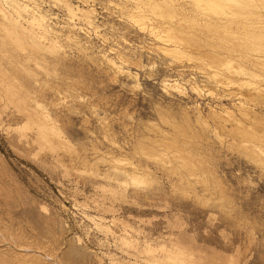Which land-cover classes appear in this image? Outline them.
<instances>
[{
    "label": "rangeland",
    "instance_id": "1",
    "mask_svg": "<svg viewBox=\"0 0 264 264\" xmlns=\"http://www.w3.org/2000/svg\"><path fill=\"white\" fill-rule=\"evenodd\" d=\"M134 2L0 0V264H264V1Z\"/></svg>",
    "mask_w": 264,
    "mask_h": 264
},
{
    "label": "bare ground",
    "instance_id": "2",
    "mask_svg": "<svg viewBox=\"0 0 264 264\" xmlns=\"http://www.w3.org/2000/svg\"><path fill=\"white\" fill-rule=\"evenodd\" d=\"M135 0H133V3H136V2H134ZM139 1V0H138ZM146 1V0H145ZM151 1H153V0H151ZM194 1V0H193ZM239 1H242V0H195V2L196 3H203L204 2V4L205 5H207L208 7H210V9H215V8H220V9H223V5L224 4H228V5H231L232 3H234V4H239L240 2ZM249 2V3H253L255 0H245V2ZM264 1V0H263ZM28 2V1H27ZM33 3V1L31 2V4ZM138 3V2H137ZM136 3V4H137ZM142 3V2H141ZM151 3V2H150ZM27 4H29V2L27 3ZM163 4V3H162ZM16 5H17V7H18V9H19V11H23L25 14L27 13V19L29 20V22H30V24L37 30V31H35V32H37L36 33V35L40 38L39 40H41V38L43 39V37L45 36V35H47V34H49V32H50V30H51V28H49V25H48V20L49 19H47V16L45 15V14H43L42 12H40V11H36L35 10V8L33 9V8H29V6L28 5H26V3L24 2V4L22 3V4H18V3H16ZM37 5V4H36ZM129 5H131V4H129ZM142 5V4H141ZM146 5H148V4H146ZM151 6L152 5H155L154 6V8H152V9H156L157 7L156 6H158V7H160V10L162 11V12H164L165 11V13H167L166 11H167V9H170L171 7L170 6H168V5H159V4H150ZM149 5V6H150ZM228 5H226L227 7H228ZM34 6V5H33ZM225 6V7H226ZM31 7V6H30ZM140 7V6H139ZM142 8V7H141ZM199 8V7H198ZM136 9H138V8H136ZM159 9V8H158ZM209 9V10H210ZM140 10V9H139ZM178 10V9H177ZM151 11V10H150ZM159 11V10H158ZM161 11H160V13H161ZM169 11V10H168ZM18 12V11H17ZM16 12V13H17ZM152 12H154V11H152ZM170 12V11H169ZM173 12V11H172ZM23 13V14H24ZM45 13V12H44ZM164 13V14H165ZM188 13V12H187ZM18 14H20V13H18ZM24 14V15H25ZM203 14H205L206 16H207V14L206 13H203ZM169 15H171V14H169ZM173 15V14H172ZM204 15V16H205ZM161 16V15H160ZM203 16V17H204ZM205 16V17H206ZM209 16V15H208ZM208 16L205 18L207 21L205 22V23H207L208 22V26H210V29H212L213 31L214 30H216V29H218L219 27H222L221 25L223 24L222 22H221V20L220 19H214V18H210V16H209V18H208ZM166 17H169L168 16V13L166 14ZM181 17V16H180ZM202 17V18H203ZM140 20V19H139ZM142 20V19H141ZM200 20H202V19H200ZM204 20V19H203ZM202 20V21H203ZM225 21V20H224ZM233 22H236V21H234L233 19H230V20H227V21H225L224 23L225 24H228V27L227 28H230V30H231V24L233 23ZM138 23V22H137ZM260 23H262V22H260ZM244 24V23H243ZM141 25V24H140ZM165 25V24H164ZM234 25V24H233ZM239 24H236V26L235 27H237ZM253 25V24H252ZM143 26V25H142ZM241 26V25H240ZM249 26V25H248ZM140 27V26H139ZM161 27V26H160ZM233 27V26H232ZM256 27V26H255ZM223 28V27H222ZM226 28V27H225ZM241 28V27H240ZM247 29V28H249V27H244V29ZM254 28V27H253ZM253 28H252V26H251V29L253 30ZM261 28V27H260ZM164 29V28H163ZM166 29V28H165ZM243 29V30H244ZM250 29V30H251ZM176 30V29H175ZM225 30V29H224ZM229 30V29H228ZM251 30V31H252ZM161 31V30H160ZM179 31V30H178ZM181 31V30H180ZM179 31V32H180ZM248 31V30H247ZM246 32V31H245ZM249 32V31H248ZM70 33V32H69ZM153 33V32H152ZM255 33H257L256 31H255ZM71 34V33H70ZM50 35V34H49ZM151 35V34H150ZM162 35V34H161ZM256 35V34H255ZM53 36V35H52ZM54 36H56V35H54ZM54 36L52 37L53 39H54ZM70 36V35H69ZM163 36V35H162ZM249 36V35H248ZM51 36H49V38H50ZM177 37V36H176ZM251 37V36H250ZM67 38V37H66ZM72 38V37H71ZM160 38H161V36H160ZM166 38H168L167 36H166ZM264 38V37H263ZM44 39H46V38H44ZM43 39V41H45L46 42V40H44ZM47 39H48V37H47ZM70 39V38H69ZM68 39V40H69ZM162 39V38H161ZM165 39V38H164ZM51 40V39H50ZM75 40V39H74ZM159 40V39H158ZM264 40V39H263ZM42 41V40H41ZM42 41V42H43ZM166 41V40H165ZM168 41V40H167ZM166 41V42H167ZM50 42V44L51 45H53L54 44V42H53V44L51 43L52 41H49ZM58 42H59V40H58ZM163 42V41H162ZM166 42H165V44H166ZM164 43V42H163ZM56 44V43H55ZM54 44V45H55ZM258 45V44H257ZM55 47V46H54ZM162 48V47H161ZM163 49V48H162ZM176 49H177V47H176ZM164 50V49H163ZM166 51H168V50H166ZM165 51V52H166ZM169 51H171V50H169ZM179 51V50H178ZM235 52V50H229V49H226L224 52H225V54L229 57V58H231V53L232 52ZM172 53H174L173 55H175V54H177V50H172L171 51ZM223 52V53H224ZM167 53V52H166ZM170 53V52H169ZM171 53V54H172ZM244 53H245V51H244ZM182 54V53H181ZM214 54H216V53H214ZM178 55V54H177ZM220 55V54H219ZM241 55V54H240ZM248 55V54H247ZM180 56V55H179ZM244 56H246L245 54H244ZM247 57V56H246ZM243 59V58H242ZM110 60V62L112 63V67L114 66L115 67V70L117 69L118 71L119 70H121L122 68L120 67V66H118V65H116V63H114V62H112L111 61V59H109ZM120 60H122V59H120ZM258 60V59H257ZM107 61H108V59H107ZM241 61V60H240ZM259 61V60H258ZM258 61H256L255 63H257ZM264 61V60H263ZM110 62H108L109 64H111ZM214 62V61H213ZM219 64H222L223 63V61L221 60V61H217ZM217 62H216V64H217ZM107 63V64H108ZM215 63V62H214ZM228 64H230V63H228ZM254 64V63H253ZM223 65V64H222ZM236 65V64H235ZM255 65V64H254ZM258 65V64H257ZM263 65H264V63H263ZM227 65L225 64V67H226ZM230 66V65H229ZM234 66V65H233ZM255 67H257V66H255ZM254 67V68H255ZM264 67V66H263ZM230 68H232V67H227V69L229 70ZM236 68V67H235ZM262 68V66H260V69ZM255 70V69H254ZM262 70V69H261ZM260 70V71H261ZM233 74H236V75H240V74H243V75H245V76H249V75H247L244 71H242V69H240V66L239 67H237L235 70H234V72L233 71H231ZM118 73V72H117ZM119 73H121L122 74V72H119ZM229 73H230V71H229ZM253 73H254V71H253ZM231 74V73H230ZM250 74V73H249ZM255 74H257V72L255 73ZM216 75H218V74H216ZM226 75V74H225ZM232 75V74H231ZM264 75V74H263ZM227 76V75H226ZM250 76H251V74H250ZM254 77V76H253ZM231 78V77H230ZM249 78V77H248ZM169 81V80H168ZM253 81V80H252ZM254 82V81H253ZM234 83V82H233ZM255 85V84H254ZM164 86V85H163ZM166 86H168L169 88H172V89H177V88H179V84L177 83V82H175V81H172L171 83H167V85ZM250 87H251V85H250ZM253 87V86H252ZM167 88V87H166ZM251 89V88H250ZM254 89V88H253ZM256 89V88H255ZM179 90V89H178ZM183 90V89H182ZM197 91V90H196ZM199 91V90H198ZM254 91V90H253ZM256 91V90H255ZM181 92V91H180ZM258 92H261L260 90L258 91ZM258 92H256V93H258ZM262 92H264V91H262ZM182 93V92H181ZM247 94H249V93H247ZM259 94V93H258ZM262 94V93H261ZM257 95V94H256ZM263 95V94H262ZM262 95H260L261 97H262ZM260 96H258V97H260ZM263 97H264V95H263ZM249 98V97H248ZM247 98V99H248ZM252 98H253V96H252ZM256 99V98H255ZM262 99V98H261ZM252 100V99H251ZM259 100V99H258ZM264 99H262V101H263ZM247 102V101H246ZM261 102V101H260ZM263 103H264V101H263ZM254 106H256V105H254ZM239 108V107H238ZM224 109V108H223ZM222 109V110H223ZM229 111V110H228ZM227 111V112H228ZM252 111V110H251ZM244 112V111H243ZM262 112V111H261ZM215 113V112H214ZM234 113V112H233ZM263 113V112H262ZM230 114H232V113H230ZM245 114H246V112H245ZM249 114V113H248ZM261 114V113H260ZM28 115V114H27ZM186 115V114H185ZM239 115V114H238ZM243 116H244V114H242ZM257 114H255L254 116H256ZM220 117H221V115H219ZM233 116H235V115H233ZM240 116V115H239ZM247 116V115H246ZM253 116V114H252V117H254ZM260 116V115H259ZM263 116H264V114H263ZM185 117V116H184ZM214 117V116H213ZM212 117V118H213ZM225 117V116H224ZM216 117H214V119H215ZM255 119H254V122L256 123L255 125L257 126V121L259 122L261 119V121L264 123V119L262 118V115H261V119L259 120L258 118H256V117H254ZM218 119V118H217ZM217 119H215V120H217ZM233 119V118H232ZM239 119V118H238ZM246 119V118H245ZM248 119V118H247ZM257 119V120H256ZM227 120V119H226ZM244 120V119H243ZM249 120V119H248ZM189 121V120H188ZM228 121V120H227ZM246 121V120H245ZM250 121V120H249ZM260 121V122H261ZM185 122V121H184ZM187 122V121H186ZM244 122V121H243ZM246 122H248V121H246ZM253 122V123H254ZM259 122V123H260ZM199 123V122H198ZM252 123V124H253ZM39 126H40V128H39V126H38V128L39 129H37L38 131H39V136H41V135H44V131L42 130V128H44L45 126H48V124L45 122V121H42V122H39V123H37ZM206 124V123H205ZM235 124V123H234ZM241 124V123H240ZM260 124H262V123H260ZM260 124H259V127H261L260 126ZM42 125V126H41ZM191 125V124H190ZM204 125V124H203ZM264 125V124H263ZM192 126V125H191ZM224 126V125H223ZM252 126V125H251ZM255 126V129H258L257 127ZM202 127V126H201ZM239 127V126H238ZM242 127H244V126H242ZM245 128V127H244ZM243 128V129H244ZM188 129V128H187ZM249 130H250V128H248ZM254 129V126H253V129L252 130H254L255 132L257 131V130H255ZM262 129H263V131H262ZM245 130V129H244ZM260 130V129H259ZM258 130V131H259ZM183 131V130H182ZM240 131V130H239ZM242 131V130H241ZM254 131H242V133H243V137H245V138H248V139H251V140H256V141H258V142H262L263 143V145H264V135H260L261 134V132H264V128H262L261 127V132L259 131V133H258V131H257V133H255ZM187 132V131H186ZM182 133H184V131L182 132ZM192 133V132H191ZM194 133V132H193ZM186 134V133H185ZM187 134H188V132H187ZM241 140V139H240ZM246 141V140H245ZM154 142V141H153ZM153 142H151V143H153ZM161 142H163V141H161ZM241 142V141H240ZM143 143V142H142ZM151 143H148V145H151ZM157 143V142H156ZM155 143V144H156ZM262 143H260V144H262ZM147 143L145 142V145H146ZM154 143H153V146L155 145ZM165 144H167V143H165ZM259 144V145H260ZM170 145V144H169ZM158 146V145H157ZM163 146V145H162ZM161 146V147H162ZM166 146V145H165ZM164 146V147H165ZM175 146V145H174ZM258 145H255V148L257 147ZM147 147V146H146ZM151 147V146H150ZM183 147V146H182ZM250 147V146H249ZM264 147V146H263ZM139 150H141L140 149V146L139 147H137ZM137 148H135L136 150H137ZM141 148H142V146H141ZM153 148V147H152ZM175 148V147H174ZM252 148V147H251ZM154 149V148H153ZM166 149H168V148H166ZM245 149V148H244ZM250 149V148H249ZM142 150H143V148H142ZM141 150V151H142ZM145 150H147V148H145ZM145 150H143V151H145ZM159 150V149H158ZM248 150V149H247ZM251 150H252V152H253V154H254V156H255V158H257L260 162L259 163H256L257 165L259 164L260 165V163H261V165H262V167H264V149L262 148L261 150H260V148L259 147H257L256 149H250V150H248V151H250V154L248 155V156H250L251 155ZM141 151H140V153H141ZM142 151V152H143ZM149 149H148V153H149ZM155 151V150H154ZM182 151H184V150H182ZM152 154H149V155H156V153H154L153 154V152H152V149H151V151H150ZM156 152V151H155ZM160 152V151H159ZM137 153H138V151H137ZM182 153V152H181ZM180 153V154H181ZM185 153V152H184ZM243 153V152H242ZM145 154V153H144ZM143 154V155H144ZM252 154V155H253ZM177 155H179L178 153H177ZM148 156V155H147ZM146 156V157H147ZM151 156V158H153ZM150 157V156H149ZM180 157H181V155H180ZM186 156H184V158L182 157V159L184 160V159H186L185 158ZM252 157V156H251ZM151 158L149 159V160H151ZM158 158V157H157ZM191 158V157H190ZM254 158V157H253ZM154 159V158H153ZM120 160H122V159H120ZM145 160H146V158H145ZM148 160V161H149ZM189 161H190V159H188ZM138 161V160H137ZM184 161H187V159L186 160H184ZM255 161V160H254ZM257 161V160H256ZM111 162V161H110ZM115 162V161H114ZM139 163H141L140 161H138ZM151 162V161H150ZM118 164L119 165V163H120V165H121V163L122 162H115V164ZM127 163V162H126ZM186 163H188V162H186ZM124 164V163H123ZM117 165V167H119ZM128 165V168H126V166L125 167H123V168H120V169H116V170H114V171H118L117 173L115 172V173H113V172H111L112 174H109V176H106V178L107 179H131V180H133V179H135L136 177H137V175H139V169L136 167V166H134V164H133V162H130V163H128L127 164ZM112 166H114V165H112ZM122 166V165H121ZM116 167V166H115ZM259 167H261V166H259ZM112 168V167H111ZM115 169V168H114ZM260 169V168H259ZM263 171V170H262ZM110 173V172H109ZM261 173V172H260ZM260 175V174H259ZM262 175V174H261ZM261 175H260V177H261ZM112 177V178H111ZM138 179V178H137ZM140 179V178H139ZM136 180V179H135ZM134 181V180H133ZM133 181H130V182H133ZM136 181H138V180H136ZM135 182V181H134ZM5 239V238H4ZM7 239V238H6ZM46 243V242H45ZM20 244V243H19ZM23 246H25V245H23ZM11 248L13 249V250H15L14 251V253L16 252L17 254L16 255H23V256H21V257H26V259L28 258L29 260L28 261H33V262H30L31 264H36V263H38L39 261L41 262V259H39V258H41V257H44V259H47V261H51V262H53V263H55L54 261H53V259L49 256V255H47V254H42L40 251L37 253V255H29V252L30 251H32V248L31 247H26V248H22V249H15L13 246H11ZM42 248H44V247H42ZM34 249V248H33ZM33 251H35V250H33ZM70 252H72V254H75V252L74 251H70ZM69 252V253H70ZM36 253V252H35ZM71 254V253H70ZM18 255V256H19ZM84 255V254H83ZM13 256V255H12ZM13 258H15V257H13ZM18 258V257H17ZM74 258V257H73ZM83 258V257H82ZM75 259V258H74ZM79 259V258H78ZM77 259V261H80V260H78ZM61 260V259H60ZM65 260V259H64ZM86 260V259H85ZM44 261V260H43ZM70 261V260H69ZM151 261H153V260H151ZM24 262H26V260L24 261ZM45 262V261H44ZM64 262V261H63ZM61 263V261L60 262H57L56 264H64V263ZM46 263V262H45ZM2 264V263H1ZM41 264H43V263H41ZM49 264V263H48ZM51 264V263H50ZM153 264H154V261H153Z\"/></svg>",
    "mask_w": 264,
    "mask_h": 264
}]
</instances>
